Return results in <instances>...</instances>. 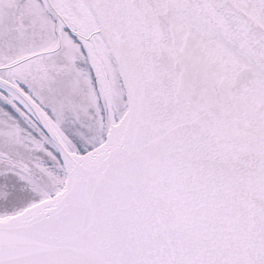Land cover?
Returning a JSON list of instances; mask_svg holds the SVG:
<instances>
[{
    "label": "snow or ice",
    "instance_id": "snow-or-ice-1",
    "mask_svg": "<svg viewBox=\"0 0 264 264\" xmlns=\"http://www.w3.org/2000/svg\"><path fill=\"white\" fill-rule=\"evenodd\" d=\"M0 264H264V0H0Z\"/></svg>",
    "mask_w": 264,
    "mask_h": 264
}]
</instances>
